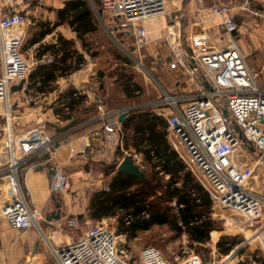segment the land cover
Instances as JSON below:
<instances>
[{
	"label": "built area",
	"instance_id": "2783aa9c",
	"mask_svg": "<svg viewBox=\"0 0 264 264\" xmlns=\"http://www.w3.org/2000/svg\"><path fill=\"white\" fill-rule=\"evenodd\" d=\"M46 1L6 0L0 6V114L6 119L0 130V216L18 231L36 227L57 264H169L162 252L152 246L143 248L140 257L132 260L122 246L123 235L104 223L90 227L77 242L54 248L39 223L42 213L30 204L23 180L38 168L54 171L50 184L52 195H63L70 189L69 178L56 159L63 137L53 136L41 127L17 132L20 119L15 104L18 108L33 109L40 98L47 97L29 90V78L33 68L50 64L54 58L46 55L30 65L21 53L31 25L30 5L36 2L40 6ZM88 1L102 25H112L111 34L121 30L128 38H134V48L139 52L152 42L149 22L165 17L171 3L183 2ZM255 1L243 0L238 6L201 4L188 32L182 27L183 15L178 9L175 22L168 24L159 38L170 52L162 63V72H176L173 88H165L157 81L160 96L146 106L166 120L169 145L209 194L211 216L217 210H225L242 217L252 227L256 225L255 240L262 243L264 251V81L259 82L260 73L249 67L235 40V35L241 33L235 21L236 13H249L264 20V12L254 9ZM213 30L222 34L220 40L212 35ZM20 85L21 91H12ZM68 85L66 81L62 87ZM62 87L52 93L62 96ZM62 107L69 113L66 102ZM97 107V121L102 124L105 136L96 144H88L81 155L91 161L109 162L120 148L125 157L117 163L116 170L126 158H131L141 171L147 170L141 153L124 150L119 117L126 111L109 113L102 100H97ZM67 226L76 228L78 220H69ZM237 251L224 260L207 263L193 254L180 264H231L230 259Z\"/></svg>",
	"mask_w": 264,
	"mask_h": 264
},
{
	"label": "trees",
	"instance_id": "16d2710c",
	"mask_svg": "<svg viewBox=\"0 0 264 264\" xmlns=\"http://www.w3.org/2000/svg\"><path fill=\"white\" fill-rule=\"evenodd\" d=\"M94 14L88 0H67L64 7L56 11L54 23L38 25L39 31L29 46H39L37 58L50 55L54 61L33 69L29 90L40 94L53 92L59 78L82 70L87 63L86 53L90 52L87 37L98 31ZM65 26L73 32L74 39L58 35L55 43L42 44L46 37ZM78 42L83 51L78 48ZM115 77L117 91L129 98H138L142 88L134 82L131 73H115ZM148 103L130 107L122 122L124 149L144 156L145 179L116 171V165L106 166L104 173L112 176L106 188L91 196L89 218L97 222L117 218L119 235L130 240L155 226H168L176 236L186 235L191 244L202 247L210 241L211 234L219 230L211 217L212 200L170 147L167 122L153 113L146 106ZM70 106L74 109L75 102ZM239 244L237 237L223 236L216 247L220 255L227 256Z\"/></svg>",
	"mask_w": 264,
	"mask_h": 264
},
{
	"label": "rangeland",
	"instance_id": "374dc122",
	"mask_svg": "<svg viewBox=\"0 0 264 264\" xmlns=\"http://www.w3.org/2000/svg\"><path fill=\"white\" fill-rule=\"evenodd\" d=\"M65 1L67 0H51L50 2L47 1L42 3L40 6L36 2L30 5V9L32 10L31 25L27 29L26 38L23 42L21 51L28 64L32 65L38 55L39 46H29L30 41L39 31L38 25L40 23H54L56 21V13H51L57 11V9H61L59 7L63 8ZM191 1L192 0H183L182 3L175 5L171 3L167 11L168 14L165 17L157 18L149 22L152 24V26L149 27L152 42L145 46L140 52L134 48V38H128L121 30L111 34V32L114 31V27L112 25L104 27L97 15L94 14L97 20L98 31L95 35L87 37L90 52L86 53L87 63L82 68V70H89L92 73H96L94 79L87 84V88L90 89L92 93V99L95 101L102 100L107 110L125 109L137 104L156 101L161 91L157 81L160 82V78L163 76L162 63L164 60L166 61V59H168L170 54L166 44L159 38L166 31L168 24L175 22V15L178 9H181V13L179 14L183 15L181 20L182 27L185 32L189 31L190 22L193 20V16H195L194 12L191 10ZM5 2L6 0H0V6L2 7ZM211 5L212 4L205 3L206 7ZM257 22L260 25L259 21ZM260 30H262V32L260 33L259 31V33H256L254 38L246 36L244 40L246 44V54H244L247 57L249 67L260 73L261 78L259 82L261 83L264 81V73H262L264 72V27H261ZM54 34L46 37L42 44L53 43V39H55L56 42L58 35H63L66 39H71V36L75 38L73 32L66 26L62 27L60 30H56ZM237 37L238 35H235L236 43L239 45ZM77 46L82 49L80 42H78ZM115 73H131L133 75L134 82L142 88L141 94H139V92L137 93L139 94V96H137L138 98H129L122 91L116 90L118 85L116 84ZM172 80L173 78L171 77H163L161 79L162 82L164 81L165 88H173L169 86ZM57 86L58 85H54V87ZM40 103L43 105L44 101ZM40 103L38 105H41ZM48 107L47 105H43V108L39 111L43 114L39 113L37 116L22 118L21 121H19L20 125L17 127V132L22 133L34 127L44 128L51 135H57L63 132L67 127L66 125H60V123L52 120L49 116L44 115ZM14 108L21 112L25 109V107L18 108L17 104H15ZM73 116L74 120L78 123L80 121L87 122L91 119H95V117L97 119L98 109L96 102L85 105L80 110H77ZM92 122L94 123L95 121L92 120ZM124 150L126 151V149ZM180 150L185 154L183 146H180ZM123 157H125V153L120 148H117L113 158L109 162L92 161L89 169L91 176H85V178L79 179L81 182L88 183V186L83 190L85 193L84 204L86 206L88 205V209L90 198L93 193L106 188L112 176H107L104 173L105 167L116 165ZM53 196H56L54 197L55 202L60 200V195ZM215 213L216 215L211 217L217 224L219 230L214 231L210 236V241L202 247L191 244L186 235L180 237L176 236V233L168 226H155L147 232L139 233L138 237L133 240L123 235V238H121L123 241L122 246L128 250L132 260H137L140 257L143 248L153 246L162 252L169 264H180L193 254L200 256L206 261H221L224 260L226 256L219 254L218 248L216 247L217 242L223 236L237 237L240 244L232 251L234 252L238 249L230 259L231 264H264L262 243L259 240H255L257 226L255 225L252 227L251 224L242 217L235 216L225 210H217ZM87 216H89V212ZM90 221L89 224L85 223V219L82 221L84 231H86L88 227L90 228L99 224L102 225V223L110 228H114L117 232L119 231V222L117 218H108L100 222ZM42 227L45 232H48L45 225H42ZM47 235L53 236L52 234ZM56 241L61 243L63 237L60 235L59 239H56ZM232 252L229 255H231ZM49 263L56 264L52 258L49 260ZM33 264H38V262Z\"/></svg>",
	"mask_w": 264,
	"mask_h": 264
},
{
	"label": "crops",
	"instance_id": "0c3cea01",
	"mask_svg": "<svg viewBox=\"0 0 264 264\" xmlns=\"http://www.w3.org/2000/svg\"><path fill=\"white\" fill-rule=\"evenodd\" d=\"M47 1L50 2L51 0ZM242 1L243 0H192L190 4L192 5L191 10L195 15L196 10L201 6V4H204L205 6V3H226L238 6L242 3ZM255 5V10L264 12V0H259V2L258 0L257 2L255 1ZM55 13L56 11L51 14ZM235 21L241 27V33L238 34L237 38L239 46L245 53L246 44L244 40L246 36L254 38L256 33H259V31L261 33L262 30L260 29L261 27H264V20H255L253 15L249 13L238 12L236 13ZM257 21H259L260 25ZM61 28L62 27L57 30H60ZM212 35L216 39L220 40L222 34L217 30H213ZM70 38L72 39L74 37L71 36ZM52 42L55 43V39H53ZM37 46L38 45L34 47ZM174 73L176 72H163V76L160 78V83L165 85L163 83L164 81L162 82L161 79L163 77L173 78ZM95 75L96 73H92L89 70H80L68 77L59 78L54 84L55 86H58L54 87L55 89L53 92L60 85L62 87L66 81L69 82V85L66 88L62 87L64 89L62 96L53 94L52 92L46 94L33 92L36 95H44L47 97L40 98L37 106L33 109L25 107L22 112L20 110L15 111V113L19 115V119L21 121L22 118L37 116V114L41 113L39 111H41L43 105H47L49 107L44 115L49 116L52 120L60 123V125L64 124L67 126L63 132L53 136L63 137V141L60 143L56 152V159L62 165V172L69 178V191L60 195V200L55 202L54 197L50 192L52 177V170L50 168H38L35 171H31L23 180L24 188L28 192L31 206L42 213V219L39 223L41 227L42 225H45L48 232H45L44 229L43 231L48 237L51 246L54 248H61L72 244L73 242H77L89 229L88 227V229L84 231L82 221L85 219L86 224L91 222V219L87 216L89 209L87 208L88 205L86 206L84 204L85 193L83 192V190L88 186V183L81 182L79 179L85 178V176H91L89 169L92 161L81 155V152L88 144H96L100 142L104 138L105 133L103 131L102 124L97 121L96 117L95 119H91L87 122L80 121L78 123L74 120L73 115L77 110H80L85 105L93 104V102H96L97 105V101L92 99L90 89L87 88V84L94 79ZM173 83L174 80H172L169 86L172 87ZM75 93H78V97H74ZM20 95L23 96L24 93H20ZM63 99H65L64 101L66 102V106L69 108V113H67L62 107V103H65L63 102ZM43 101L44 103L42 105L40 102ZM71 102H75L74 109L70 106ZM39 103L41 105H38ZM21 107L24 106H20L19 108ZM118 110L129 112L130 109H106L109 113ZM0 119L1 130L6 123V119L3 114H0ZM92 120L95 122L93 123ZM58 204L59 207L57 206ZM72 219L78 220V226L76 228L67 226V222ZM47 234H52L53 236H48ZM58 235L63 237V241L61 243L56 241V239H59ZM51 258L53 259L50 247L44 242L36 227H33L25 232L18 231L13 229L9 223L0 216V264H33L35 262H38V264H50L49 260Z\"/></svg>",
	"mask_w": 264,
	"mask_h": 264
},
{
	"label": "water",
	"instance_id": "95a60500",
	"mask_svg": "<svg viewBox=\"0 0 264 264\" xmlns=\"http://www.w3.org/2000/svg\"><path fill=\"white\" fill-rule=\"evenodd\" d=\"M22 89V85L17 86V87H13L12 91L13 92H18L21 91ZM128 116V112H124L123 114H121V116L119 117V121L120 123H122L124 121V119ZM118 171L132 175L138 179L144 180L145 179V175L143 173V171L140 170L139 166L134 164V161L131 158H126L124 159L118 166ZM54 173V171H51V175ZM59 207V204L57 205Z\"/></svg>",
	"mask_w": 264,
	"mask_h": 264
},
{
	"label": "bare ground",
	"instance_id": "6f19581e",
	"mask_svg": "<svg viewBox=\"0 0 264 264\" xmlns=\"http://www.w3.org/2000/svg\"><path fill=\"white\" fill-rule=\"evenodd\" d=\"M162 24V23H161Z\"/></svg>",
	"mask_w": 264,
	"mask_h": 264
}]
</instances>
